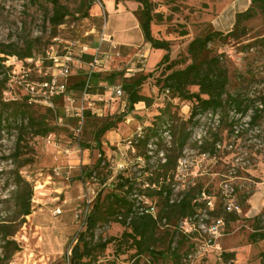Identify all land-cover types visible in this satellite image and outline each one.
<instances>
[{
	"label": "rangeland",
	"instance_id": "1",
	"mask_svg": "<svg viewBox=\"0 0 264 264\" xmlns=\"http://www.w3.org/2000/svg\"><path fill=\"white\" fill-rule=\"evenodd\" d=\"M153 1L165 19L153 24L152 30L156 37L171 41L172 58L186 55L189 42L207 27L225 33L232 30L237 12L251 4V0ZM61 2L70 14L55 31L47 20L52 14V3L48 0L36 4L29 0H0V43L10 44L19 52L34 44L32 59L21 61L17 56H9L6 61L15 71L5 92L9 100H22L28 94L27 83L40 81L46 72L57 71L44 59L52 44L59 54L70 48L75 59L81 58L85 62L91 59L82 53L84 45L88 46L89 55L97 50L104 52L101 56L108 54L105 69L89 89L90 95L84 98L83 91L70 89L63 100L54 104L56 112L50 114L49 123L54 131L47 136L27 134L31 153L27 145H23L26 142H22L23 152L29 153L23 154L22 159L33 158L31 164L21 168V173L34 185V211L15 236L23 249L14 255L11 264H70L71 249L87 227L77 214L85 209L90 212L97 196L111 190L119 174L134 177L138 188H146L152 172L166 161L165 154H178L174 142L187 131L192 132V137L179 158L172 181L176 192L200 184L210 192L206 197L212 205L208 207H223L230 203L237 209L239 218L229 223L225 221L217 236H213L208 228L215 217L202 209L200 220H194L197 231L194 225L193 241L186 242L179 252L183 263L262 264L264 240L253 242L250 234L254 231L255 216L264 209V120L260 127L244 131L239 137L232 135L225 125L220 126L216 114L202 116L197 124L188 122L192 102L172 99L159 91L156 80L164 66L157 69L141 88V93L149 96L151 103L139 102L129 111L128 95L119 97L115 92L117 87L124 91L123 79L119 77L111 83L107 76L119 71L124 73V78H129L154 70L156 66H147L145 44L136 42L133 46H121L112 40L117 45L114 49L111 43L101 40L107 31L104 14L93 15L91 9L88 17L80 18L81 0ZM99 4L94 0L93 8ZM249 27V34L243 39L226 44L217 41L212 48L224 54L233 76L231 90L240 85L253 94L264 88V43L257 40L264 36V20H252ZM183 31L187 34L183 35ZM248 44H252L250 48H247ZM87 72L88 65L74 64L69 85L76 81L77 74L87 76ZM191 89L197 91L198 87ZM89 105L98 109L101 115L88 114L84 110V133L78 142L74 137L78 114L83 106ZM33 108L40 113L46 112L45 106ZM251 113L252 110L240 120L244 128L248 126ZM111 119L117 121V126L101 138L106 160L97 170L95 165L100 152L94 134L103 122ZM139 127L142 136L151 135L148 145L138 143ZM209 130L218 132L223 138L214 156L200 153L196 147ZM17 136L15 129L0 128V211H5L8 206L2 201L9 197L11 186L7 183V171L14 168L15 163L6 157L15 152ZM89 171L96 173L89 176ZM57 208H61V212H57ZM124 229L116 222L102 225L96 230V238L120 236ZM192 242L195 245L192 246ZM230 252L235 256L225 258L223 254ZM131 253L117 255L114 245L110 244L97 264H131ZM145 262L142 258L140 264ZM155 263L173 264V258L167 253Z\"/></svg>",
	"mask_w": 264,
	"mask_h": 264
},
{
	"label": "trees",
	"instance_id": "2",
	"mask_svg": "<svg viewBox=\"0 0 264 264\" xmlns=\"http://www.w3.org/2000/svg\"><path fill=\"white\" fill-rule=\"evenodd\" d=\"M29 1L36 4L40 0ZM48 1L52 3V14L47 16V20L56 31L65 22L70 11L61 0ZM115 1L138 3L134 13L139 19L145 42L149 43L153 49L165 50L156 68L147 74L124 78L123 72L116 71L107 76L111 83L119 77L123 79L122 87L128 95L129 111H132L139 102L151 103V98L143 95L141 88L157 69L164 66L156 80L159 91L166 93L172 99L179 98L192 102L188 122L197 124L202 116L216 114L219 116L220 126L225 125L232 135L238 137L243 135L244 131L261 126L264 120V88L253 94L241 88L240 85L231 90L233 76L227 61L223 53L216 52L212 48V44L217 41L226 44L231 40L238 41L246 37L250 31L249 22L257 18L264 20V0H251L247 9L237 12L234 27L227 33L207 27L203 33L189 42L186 55L181 58H172L170 40L158 38L153 33V24L162 23L165 19L164 14L156 10V2L153 0ZM93 6L94 0H81L79 17H88ZM182 34L186 35L187 32L183 31ZM257 40L264 43V36ZM251 45L248 44L247 48ZM84 55L90 59L93 58V54ZM9 56H17L23 61L32 58L34 44H30L24 52H19L12 49L10 44L0 43V128L15 129L18 135L15 152L6 157L15 163V167L7 171L9 179L7 183L11 186V190L9 197L2 201L8 205L6 210L0 211V264H11L14 255L23 249L15 236L27 222V217L34 211V185L21 173V168L31 164L33 158L29 156L22 159V155L28 153L23 152L22 142H26L23 145H27L26 147L30 149L29 153L33 152L26 135L47 136L52 133L54 127L50 125L49 119L50 114L56 112L54 106L30 102L29 94H26L22 100L6 98L5 92L14 72L13 67L6 63ZM180 65L185 66L178 68ZM100 74L101 71L93 73L90 89L93 87V80ZM47 78L49 77L45 76L41 80ZM87 81V76L77 74L76 81L72 85L67 82L66 93L74 88L84 92ZM192 86H197L198 90L193 91ZM66 93L54 97V104L58 100H63ZM34 106H45L46 112L40 113L33 108ZM250 110H252L250 120L246 124L248 126L244 128V125H240V120L248 115ZM85 112L90 114L92 110L87 109ZM116 126V120H107L94 134L96 148L100 152L95 165L97 170L106 160L101 138ZM191 137L190 131L181 134L180 139L175 141L173 146L178 150V154H165L166 161L152 172L150 183L146 188H138L134 177L119 174L111 190L97 196L87 216L86 230L79 234L77 243L71 249L70 264H97L100 255L110 244L114 245L117 255L132 252L131 264H140L142 258H145L146 264H156L155 261L164 258L167 253L173 258V264H184L179 252L186 242L193 241V235L197 231V223L194 220L197 222L200 220L198 217L201 216L202 209L215 217L210 225L219 219L229 223L239 218L237 209H233L230 203L224 204L223 207H208L209 199L205 198L204 194L210 196V192L200 184L176 192L172 181L179 158L183 155ZM150 140L151 135L143 134L138 139V143L148 145ZM222 142L223 138L218 132L209 130L200 140V144L196 143V147L200 153L214 156ZM93 173L96 171H89V176H93ZM147 199L150 202L148 204L145 202ZM151 208H154V212L147 211ZM186 219L194 222L195 231L185 230L183 222ZM254 220V231L250 234V238L253 242L264 240V209L255 216ZM114 222L125 227L120 236L96 238L98 227ZM194 243L192 242V246L195 245ZM223 255L225 258H233L235 253ZM261 257L264 264V251L261 252Z\"/></svg>",
	"mask_w": 264,
	"mask_h": 264
},
{
	"label": "built area",
	"instance_id": "3",
	"mask_svg": "<svg viewBox=\"0 0 264 264\" xmlns=\"http://www.w3.org/2000/svg\"><path fill=\"white\" fill-rule=\"evenodd\" d=\"M101 2L100 0H98ZM102 41H107L111 43L112 48L117 49V45L113 43L111 40V37L104 34L101 37ZM66 52L64 54H59L58 51L55 48V45L49 46V48L46 50L44 54V59L51 62V65L49 67L54 68L57 70L56 72H52L49 74L48 72L45 73L46 76L49 78L43 79L40 81H32L27 83V90L28 94L30 95V102H36L47 106H54L53 99L54 97L65 94L67 91V82L68 78L73 74V65L78 64L80 67L84 65H88V72L87 77L88 81L84 89V98H87L90 95L89 89L91 87L90 79L94 72L96 71H102L105 69V58L108 57V54H105L106 56H101V51H96L93 54V58L89 62L83 61L81 58L75 59L73 55V51L70 48H66ZM82 53L87 54L88 52V46L84 45L82 47ZM29 59V58H28ZM32 59V58H30ZM23 61V60H21ZM15 72V71H14ZM116 96H123L125 92L122 90L121 87L116 88ZM11 94V93H10ZM7 95V94H5ZM91 109L93 113H96L98 115H101L98 109L93 108L91 105L89 106H83L82 112L78 114L79 120L78 125L74 129V137L79 142L82 138V134L84 131V110ZM67 112L70 113V108L67 107ZM62 120V118H60ZM142 135V128L139 127L137 130V137H141ZM205 198L206 195L204 194ZM209 199V198H208ZM145 202L148 204L150 203L149 200H145ZM208 204L211 206L212 202L209 199ZM147 211L154 212V208H151ZM57 212H61V208H57ZM90 212H88L86 209L85 211H81L80 214H77V217L82 218L83 224H87V216ZM190 225L185 226V225ZM224 224L223 220L219 219L215 223L209 226L208 230L213 234V236H217V234L220 232V228ZM194 222L190 219H186L183 222V227L186 231H191L194 226Z\"/></svg>",
	"mask_w": 264,
	"mask_h": 264
},
{
	"label": "crops",
	"instance_id": "4",
	"mask_svg": "<svg viewBox=\"0 0 264 264\" xmlns=\"http://www.w3.org/2000/svg\"><path fill=\"white\" fill-rule=\"evenodd\" d=\"M138 3L133 1L103 0L96 8H92L93 15L104 14L106 21V35L121 46H133L136 42L145 44L147 50V66H156L165 54L163 49H153L144 40L140 22L134 11ZM109 17L111 20L109 21ZM138 39V41H136ZM151 60V61H150Z\"/></svg>",
	"mask_w": 264,
	"mask_h": 264
}]
</instances>
